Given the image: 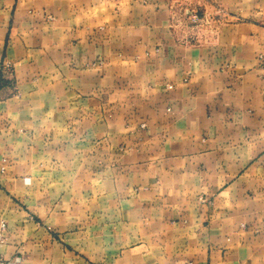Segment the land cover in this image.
Masks as SVG:
<instances>
[{
    "label": "crops",
    "instance_id": "crops-1",
    "mask_svg": "<svg viewBox=\"0 0 264 264\" xmlns=\"http://www.w3.org/2000/svg\"><path fill=\"white\" fill-rule=\"evenodd\" d=\"M1 223L11 264H264V0H0Z\"/></svg>",
    "mask_w": 264,
    "mask_h": 264
},
{
    "label": "built area",
    "instance_id": "built-area-1",
    "mask_svg": "<svg viewBox=\"0 0 264 264\" xmlns=\"http://www.w3.org/2000/svg\"><path fill=\"white\" fill-rule=\"evenodd\" d=\"M192 20L193 22L196 24L199 23V19L196 16H192ZM5 230V225L3 223L0 224V244L3 243L4 239L2 236V233ZM0 264H11L10 262H7L6 260H4L1 256H0Z\"/></svg>",
    "mask_w": 264,
    "mask_h": 264
}]
</instances>
